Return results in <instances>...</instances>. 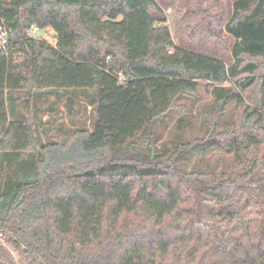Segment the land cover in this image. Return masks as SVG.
<instances>
[{
  "label": "trees",
  "instance_id": "trees-1",
  "mask_svg": "<svg viewBox=\"0 0 264 264\" xmlns=\"http://www.w3.org/2000/svg\"><path fill=\"white\" fill-rule=\"evenodd\" d=\"M0 22V155H37L0 191L21 264H264V0L235 4L232 66L178 48L156 0H0ZM202 82L216 103L207 138L144 156L154 123ZM24 90L95 91L94 130L42 145L33 118L10 119ZM212 150L233 167H191Z\"/></svg>",
  "mask_w": 264,
  "mask_h": 264
},
{
  "label": "rangeland",
  "instance_id": "rangeland-1",
  "mask_svg": "<svg viewBox=\"0 0 264 264\" xmlns=\"http://www.w3.org/2000/svg\"><path fill=\"white\" fill-rule=\"evenodd\" d=\"M237 1L156 0L167 16L166 26L178 48L217 58L227 66L235 63L233 50L238 41L227 32L226 26L234 16ZM46 35L51 44H56V36L51 29ZM232 86L236 87L233 84L224 85L226 88ZM95 102L96 93L92 90H44L32 98H29V91L24 90L8 100V109L11 121L25 116L34 119L37 138L42 145L64 144L76 131L94 130ZM215 110L216 103L208 91L207 83H200L195 96L181 97L168 115L154 123L153 139L142 153L146 157H154L166 153L169 145L206 139L210 128L207 119L215 116ZM235 117L236 106L231 105L227 113L219 118V128L233 123ZM35 157L37 155L32 153L26 158L0 155V191H4L10 184L13 169L32 162ZM201 163L208 165L212 171L219 166L227 171L233 167L234 155L212 150L203 157L195 158L191 167ZM12 242L13 237L9 233L0 232V264H10L8 255L13 257L15 264H21V257L14 250Z\"/></svg>",
  "mask_w": 264,
  "mask_h": 264
},
{
  "label": "built area",
  "instance_id": "built-area-1",
  "mask_svg": "<svg viewBox=\"0 0 264 264\" xmlns=\"http://www.w3.org/2000/svg\"><path fill=\"white\" fill-rule=\"evenodd\" d=\"M49 29H51L54 32L52 28L41 29L38 26H32L29 31V35L35 39L46 41L51 46L56 47L57 39H56V44L53 45L49 42V40L46 37L47 36L46 34L49 31ZM9 46H10L9 30L3 23L0 22V51H6ZM119 77L122 79L123 75L119 74Z\"/></svg>",
  "mask_w": 264,
  "mask_h": 264
}]
</instances>
